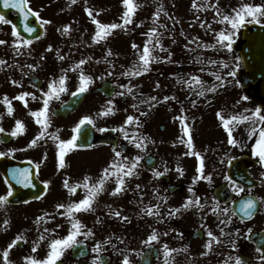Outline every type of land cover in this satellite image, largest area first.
Wrapping results in <instances>:
<instances>
[{"label": "flooded vegetation", "instance_id": "1", "mask_svg": "<svg viewBox=\"0 0 264 264\" xmlns=\"http://www.w3.org/2000/svg\"><path fill=\"white\" fill-rule=\"evenodd\" d=\"M52 1L55 3V0ZM29 4L38 7L41 0H29ZM6 19L11 21L10 18ZM43 21L48 23H42ZM61 21L63 23L60 18L58 21L55 18H39L44 27L43 32L39 31L36 22L23 23L21 27L24 30L18 32V37L13 35L12 21L10 24L0 22V40L5 41L0 44V60L5 62L0 64V128L4 129L0 132V152L7 153L0 156V195L7 193L9 184L13 192L8 202L0 207V264H3L2 251L17 235H21L23 239L17 241L9 251L12 264H27L24 258L29 255L43 259L49 250V242L65 236L71 226L70 218L61 215L67 209L57 208V205L79 201L87 194L82 186L85 176L90 178L87 183L91 186L104 176V169L114 171L110 168L114 161L127 157L130 162L137 155L143 159L139 162L136 174L125 177L123 191L112 194L116 179L115 176H109L104 191L93 203V210L75 213L76 218L85 226L81 229L82 232L89 226L99 229L104 226L115 228L118 225L131 227L134 222L144 219L150 234L155 230L158 235V240L152 242L160 243L162 264L166 261L167 264H234L236 256H240L245 264H264V260L259 258L264 254V164L252 154L257 137L249 138L251 126L233 127L232 136L237 143L231 145L228 143V132L225 134L216 127L213 110H210V115L203 121V140L194 143L191 151L198 152L203 158L204 173L210 175L211 180L199 179L193 182V178L197 176L199 160L194 154H185L190 151L186 144L181 148L180 157L170 176L167 173L170 161L168 148L164 144L161 147L155 144L151 132L146 131L150 142L144 148H137L134 143L125 139V134L118 132L119 109L121 104L127 102L126 94L119 96L117 90L111 97H106L101 92L92 93L85 96L75 111L68 115H58L56 111L76 92L81 71L89 76L83 65L73 64L69 35L64 32L67 35L65 37L63 32H59L65 28L63 24L68 20L63 18ZM25 25L34 31H25ZM56 28L59 31H55ZM23 40H30L31 43L24 44ZM101 74V71L96 73L87 91L95 90L105 81ZM61 75L67 78V90L60 93L59 99H51L47 113L50 123L44 130L45 135L35 146L29 147L30 141L42 131V126L36 122L37 118L31 112L43 107V93L48 91L50 83L58 82ZM262 82L263 79L257 81V90ZM23 92L32 93L36 97L33 99L26 96L27 106L23 101L15 99ZM5 95L12 105V114L8 113L7 105L3 102ZM250 98H256V106L264 108L263 96ZM108 101H112L113 111L103 115L109 107ZM190 102L193 99L189 98L184 102V107L189 106ZM86 115L92 118V126L97 134L103 135L110 129H115L116 132L114 135H103L102 141L92 143L91 147L87 145L71 148L64 156L65 166L60 168L59 140L70 139L76 124ZM151 115L148 114V117ZM17 120L22 121L24 131L12 136ZM101 128L104 131H100ZM53 136H58L59 140ZM128 136L136 137V134L130 133ZM114 148L121 152V157H116ZM12 149L15 151H10ZM147 155L155 156L156 160L144 162ZM178 167L183 170V174L177 170ZM24 168L30 172L31 182L27 186L17 183L11 175V170ZM155 171L169 175L170 181L166 182L162 175L155 176ZM226 175L235 180L243 191L234 192L230 181L224 179ZM65 180L68 188L64 186ZM78 184L80 187L72 193L70 188ZM171 185L178 188L170 192ZM249 196L257 201V208L251 218L244 217L240 212L241 202ZM188 197H199L203 207L195 204L182 207ZM215 201H219L221 208L229 207L230 212H214L212 209ZM154 205L158 209L153 207V212L158 211V214L148 215L146 209ZM176 209L179 211H175ZM117 211L120 216L114 215ZM5 220L8 221L7 224L4 223ZM222 220L225 223H221ZM209 230L215 239L208 236ZM41 235L45 237L43 240L40 239ZM78 239L88 245L90 254L76 258L70 248L57 264H92L97 255L92 251L93 247L99 242L102 247L99 255H109L110 249L107 247L113 242V239L85 238L83 235ZM130 242L132 245L134 240ZM209 242L210 247H206ZM37 243L38 247L33 253L32 248ZM165 245L170 250L167 256ZM258 247L262 248L261 253H257ZM110 258L108 264H123L124 259L119 256H114L112 260L110 255ZM128 259L129 264L136 262L134 256Z\"/></svg>", "mask_w": 264, "mask_h": 264}, {"label": "rangeland", "instance_id": "2", "mask_svg": "<svg viewBox=\"0 0 264 264\" xmlns=\"http://www.w3.org/2000/svg\"><path fill=\"white\" fill-rule=\"evenodd\" d=\"M257 1L259 0H196L197 7H193V0H134L140 7L133 14L132 22L124 27L111 30L106 39L99 42L92 39L97 30L93 23V17L102 23H122L121 18L125 11L122 0H76L75 3L72 0H55V3L52 0H41L39 7L41 11L46 9L47 16L55 18L56 21L59 18L62 23L63 18L69 20L63 24L64 26L70 25L67 31H64V28L59 31L58 27L54 30L63 32L65 37L67 35L64 32L68 33L73 62H75L73 64H78L83 59L85 60L83 67L90 74L94 70L100 69L101 75L105 79H112L117 84L118 94H132L136 90L141 94L156 98L151 101L162 100L159 107L149 116L147 125L144 127L147 132L152 133L153 142L161 147L166 142L165 132L158 130L156 123L157 121L160 123L169 121L164 120L160 106L171 110L177 117L184 116L185 123L189 129L191 128L187 118L191 109L177 106L176 99L178 100V97L169 99V101L163 99L165 96L179 95L180 102H182L189 95L191 90L176 82V75L180 73V75H197L206 78L202 71L194 67L195 65L186 62L188 54L184 49L189 45H195L196 42H202L204 47L213 44L219 47L220 45L216 43V34L230 28V25L220 22L221 18L217 15V9L221 14H232V10L238 8L242 3L258 4ZM56 6L59 8V12H56ZM86 9L92 11V16H89ZM156 12H159L158 17H154ZM261 20L264 21V18ZM153 27L157 29V32L153 37H149L147 33ZM50 30L52 29L50 28ZM241 30L242 27L234 38L236 46L241 42L239 35ZM149 40L153 58L148 65V71H142L141 75H123L126 71L131 70L133 65L138 67L142 64L139 55ZM157 40H159V44H157ZM133 44L137 47L134 48ZM211 48L206 52L208 57L214 54ZM122 85L124 87H121ZM128 88H131L132 91L129 92ZM234 93L228 91L223 95ZM224 98L222 99L224 100ZM133 103L130 98L127 104L121 106L119 116L122 115V119L125 120L129 115L135 117ZM169 126L172 129L171 125H167V132L170 130ZM121 127L126 132H131L132 127L136 132L142 130L141 126H132V123H122ZM179 133H182L184 140L187 141L188 138H185L186 135L182 132V126L178 119L173 133L175 140L180 139ZM131 228L135 229L137 243L146 244L145 241L150 233L147 222H134ZM92 233L93 235L90 236L94 238L117 240L119 244L112 248V251L118 255L124 252L120 246L127 243L132 232L126 226L117 228L105 226L102 229L95 228ZM139 246L137 244L138 250Z\"/></svg>", "mask_w": 264, "mask_h": 264}, {"label": "snow or ice", "instance_id": "3", "mask_svg": "<svg viewBox=\"0 0 264 264\" xmlns=\"http://www.w3.org/2000/svg\"><path fill=\"white\" fill-rule=\"evenodd\" d=\"M73 3L76 2V0H72ZM29 3V0H3V7L4 8H13V9H18L25 19H27L29 14H34L39 18L38 13H33L30 8L27 7ZM122 4L125 6V11L123 12L122 15V23L117 24V23H102L101 21L95 19L93 17V23L96 25V32L94 36L92 37L93 41L99 42L101 40L106 39V37L111 33V30L116 29V28H121L124 27L126 24H129L132 22V16L135 13L136 9L140 7L139 4L135 3L134 0H122ZM193 7H197L196 0H193ZM88 12L89 16H92V11L89 9H86ZM217 15L220 16V22L221 23H227L230 25V28L224 29L219 31L216 34V43L219 44L221 47L224 49L231 51L232 46H233V41L236 36L237 31L243 27L246 23H252L255 21L256 23L261 22V18H264V2L261 4H252V3H242L238 8H235L232 10V14H221L219 9H217ZM159 12L154 13V17H158ZM0 22L3 23H11V21L7 20L3 14H0ZM42 23H48V21H43ZM65 30L67 31V26H65ZM25 31L27 32H33L34 29L25 25ZM157 32V29L155 27L151 28L147 35L149 37H153ZM13 35L19 36V33L16 31V26L13 25ZM39 38V37H37ZM5 43V41L0 40V44ZM24 44H30V40H23ZM151 41L149 40L148 42L145 43L144 48L142 53L139 55V60L142 61V64H140L138 67L136 65H133L132 69L129 71H126L123 73V75H141L142 71L146 72L148 71V65L150 63V60L153 58L151 49L149 47V44ZM157 44H159V40H157ZM133 47L136 48L137 46L133 44ZM205 47H216L215 44L213 45H205ZM110 53V50H109ZM63 57H61L62 59ZM240 58L236 57V60L238 61ZM5 63L3 60H0V64ZM85 63V60L79 61V65H83ZM212 64H216V61H210ZM224 68H228V64L226 62L221 61L220 62ZM77 65V68L79 67ZM29 67H32L29 65ZM236 67H239V64H236ZM236 72L235 70L229 71L226 73V76H232L235 77ZM66 76L61 75L59 77L58 82L53 81L52 83L49 84L48 86V91L43 93V107L39 109L38 111H33L31 112V115L36 117V122L42 126V131L37 135V137L33 138L32 141L29 143V147L35 146L38 140L42 139L43 136L45 135L44 130L47 129L49 126L50 121L48 120V108H49V103L51 99H59L60 93L66 91L65 87V81H66ZM79 86L76 89V92H73L72 95L76 96L78 93H83L87 91L89 84L92 82V78L90 76H87L81 71L80 76H79ZM216 80L220 81L219 86H223V77L219 74H216ZM13 83H18L17 81H13ZM184 83H194L200 88V91L197 93L198 96H204L206 92H215L217 89L216 84H213L211 86H206L204 82L201 81L199 76H192L189 81H184ZM239 83V82H237ZM57 84L59 86H57ZM159 86V85H157ZM121 87H124L123 85ZM128 91L131 92L132 89L128 88ZM119 95H124V93H119ZM26 96H31L33 99L36 97L32 93H27L23 92L20 93L15 99H19L25 103V106H27V101L25 100ZM151 100H155V97H151ZM164 100H168L169 97L165 96L163 98ZM175 99V97H173ZM243 100H248V96H243ZM3 102L7 105V111L9 114H12L13 108L8 100V97L5 95L3 98ZM193 104H195V101H193ZM109 107L105 109V111L102 113L103 115H108L113 111V108L111 107L112 101H108ZM135 107V105H133ZM183 111V110H182ZM247 113V114H246ZM218 118L221 120L223 127L225 130L228 132V143L231 145H235L237 141L233 138L232 132H233V127H235L238 124L248 122L251 127L249 131V138H252L253 136H256L257 138L255 139V142L252 147V154L256 157L259 158L260 162L264 164V108L262 106L258 105L254 109L249 110L245 109L244 113L241 114H236V115H231L229 117H225L222 115V113L218 112L217 113ZM176 119L180 120L181 126H182V132L188 136L187 141L183 139V137L180 138V143H186V146L190 151L185 153L186 155H196L199 164L196 169L197 176L193 178V182L199 179H207L211 180L210 175H206L204 173V164H203V158L200 156L198 152L194 153L191 151L193 149V141L192 137L190 134V129L188 125L185 123V117L184 116H179ZM133 122L138 123V117H134L132 115L127 116L125 120V124H131ZM92 124L93 120L90 116H84L80 119V121L76 124L73 132L74 134L71 136L70 139L68 140H59L58 136H53L54 139L59 140V167L63 168L64 165V156L68 150L71 148L75 147H83V145H78L76 142L78 140V137L81 134V128L85 124ZM232 125V126H230ZM100 131H104L103 128L99 129ZM121 131L125 132V139L130 140V142L134 143L137 148H144L146 146V141L147 137L140 136V137H129L127 135V132L124 130L123 127L120 129ZM4 129L0 128V132H3ZM24 131V125L22 121L17 120L15 124L14 130L11 132L12 136H16L19 132ZM91 147V145H89ZM10 151H15L14 149ZM115 152L116 157H121V152L115 151V148L113 149ZM7 153L0 152V156H5ZM143 159L142 156L137 155L135 156L130 162L128 161L127 157H124L120 161H114L111 165L110 168L114 169V171L109 172V169L106 168L104 169V176H102L98 181L95 183L89 185L87 181L90 179L89 177L85 176L84 177V183H83V188L87 190V194L80 199L79 201H73L70 202L69 204H58L57 208H66L67 211L61 213V215H65L68 218H70V228L68 230V233L61 237V238H55L52 239L49 242L48 245V252L46 256L43 259H39L35 257L34 255H29L25 257L24 259L26 260L27 264H57L58 261L61 260V257L64 255L65 251L67 249L73 248L78 244H83L84 242L78 237L81 235L85 236L87 238L90 235H93L91 229H87V231L82 232L81 229H83L85 226L82 224V222L76 218L75 213H79L82 211H91L93 210V203L96 200V197L104 191V185L109 178V176H115L116 179V187L113 189L112 194L115 195L117 193H120L123 191V185L125 184V177H130L136 174V169L139 166V162ZM38 167V166H37ZM181 174H183V170L178 167L177 169ZM167 171V169H165ZM11 175L12 178L17 181V183H23L25 186H27L28 183H30V172L29 169L24 168V169H13L11 170ZM154 175L159 177L162 175L160 171H155ZM225 180L230 181L232 190L234 192H242L243 188L239 185H237L236 181L233 180L230 176H225ZM7 183V179L5 181ZM47 183V182H46ZM64 186L66 188L69 187L67 180H65ZM80 187V185H75L70 188V191L74 193L76 191V188ZM139 187V185H137ZM189 191L191 192L192 189L190 188ZM12 186L9 184L8 185V191L5 195H0V207H3L4 204L8 202V198L12 196ZM39 199L40 197H36ZM215 199V198H214ZM199 205L200 207H203L202 204H200V198L196 197L193 199L192 197H188L185 201V204L182 205V207H190L192 205ZM153 207L158 209V206H151L146 209L148 215H154L158 214L153 212ZM257 208V201L256 199L252 198L249 196V198L243 200L240 204V212L243 213L244 217L251 218L254 214V211ZM214 212L219 211L224 214H228L230 212L229 207L225 206L223 208L220 207L219 201H215V207L212 209ZM175 211H179V209H176ZM174 213H169V215H173ZM235 213H233L234 215ZM116 216H120V212L117 211L114 213ZM123 219H127L126 217H122ZM230 216H229V221H230ZM5 224L8 223L7 220L4 221ZM221 223H225V221H221ZM59 227V226H58ZM47 231V230H45ZM221 233L223 234V229H221ZM208 236L211 239H215L214 234L209 230L208 231ZM45 237L41 235L40 239L43 240ZM23 239L21 235H17L16 238L8 245L6 249L2 251V260L3 264H12V262L9 260V251L11 248L16 245L17 241ZM158 240V235L155 230L149 235L147 241L145 243H149L152 241ZM218 242V241H217ZM233 246H235L233 244ZM38 247V243L34 244L32 248V252L35 253L36 249ZM206 247H210V242ZM165 248V256L169 254V249L167 245L164 246ZM94 253H97L96 256H94L92 260V264H106V262H103L101 260V256L99 253L102 251L101 244L98 242L92 249ZM257 253L262 252V248L258 247L256 249ZM83 254V253H82ZM260 259L264 260V254H262ZM123 264H129V259L127 256L124 257ZM167 264V261L165 262ZM234 264H245V262L242 260L240 256H236L234 260Z\"/></svg>", "mask_w": 264, "mask_h": 264}, {"label": "water", "instance_id": "4", "mask_svg": "<svg viewBox=\"0 0 264 264\" xmlns=\"http://www.w3.org/2000/svg\"><path fill=\"white\" fill-rule=\"evenodd\" d=\"M12 10L13 8L11 7L9 8L0 7V13L5 16L9 15L10 11ZM14 10H18V9H14ZM21 16H23L22 13ZM28 16L29 18H32V14H29ZM23 18L25 17L23 16ZM259 28L260 27H257L255 25H251L245 28L244 37L248 41L244 45L243 50L241 51L246 66H248L249 69H252L253 74H255V72H257L264 65V33ZM104 91L110 95L113 93V90L109 87H105ZM80 101L81 100H78L77 102L74 101L72 103V108L74 105H78ZM91 137H92V132L88 131L87 128L83 127L77 141L79 143L86 144L89 142ZM75 248L77 249V251H79L81 249V246H77ZM150 251H153V249L149 248L144 253V256H147L150 253Z\"/></svg>", "mask_w": 264, "mask_h": 264}]
</instances>
